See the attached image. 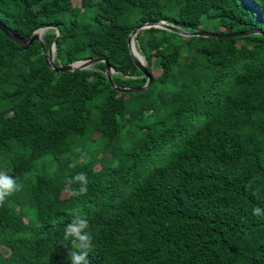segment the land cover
Wrapping results in <instances>:
<instances>
[{
	"label": "trees",
	"instance_id": "16d2710c",
	"mask_svg": "<svg viewBox=\"0 0 264 264\" xmlns=\"http://www.w3.org/2000/svg\"><path fill=\"white\" fill-rule=\"evenodd\" d=\"M155 19L258 31L144 27L150 82L124 91L104 60L56 70L0 29V171L23 185L0 206V264H70L74 212L90 264H264V0H0L20 36L47 26L56 63L105 54L118 86L148 81L128 36Z\"/></svg>",
	"mask_w": 264,
	"mask_h": 264
},
{
	"label": "water",
	"instance_id": "95a60500",
	"mask_svg": "<svg viewBox=\"0 0 264 264\" xmlns=\"http://www.w3.org/2000/svg\"><path fill=\"white\" fill-rule=\"evenodd\" d=\"M149 26H159L163 28H168L171 30L182 32L187 35L197 34V35H205V36H235V35H244V34L258 31V29H255V28H247V29L223 31V32H216V31H209V30L189 31V30H183L179 28L178 26L172 23H169L165 20H162V19L144 21L138 24L136 27H134V29L128 36V41H129V47H130L131 54L136 64L139 66V68L144 72L145 75L148 76V81L142 86H117L114 83V80L111 75L112 71H114L115 69L108 61V58L106 57L105 54H101L98 56L85 58V59H78V60H75L73 62H69L66 64H58L54 61V51H55V44H56L55 41L56 40L54 41L53 45L48 50L46 49L45 44L42 42L41 36L47 26L39 27L31 34L29 38H25V37L20 36L16 32H14L12 28H10L6 23L0 20V29H2L8 36L13 38L18 44L24 47L32 43L35 39L41 40L43 51L46 53V61L51 67L55 68L56 70L70 71V70H75V69L86 68V67H89L93 62L104 60L105 61V71L107 73L108 79L110 80L111 84L114 87L120 90H124V91L143 90L148 86L150 82V75L146 67V59L145 57H143V54H141L140 50L137 48L136 41H135V36L138 33V31L144 27H149ZM58 32H59V29H58Z\"/></svg>",
	"mask_w": 264,
	"mask_h": 264
},
{
	"label": "clouds",
	"instance_id": "9594fccd",
	"mask_svg": "<svg viewBox=\"0 0 264 264\" xmlns=\"http://www.w3.org/2000/svg\"><path fill=\"white\" fill-rule=\"evenodd\" d=\"M72 181L79 185L76 195L87 193L88 178L85 173H77ZM23 185L17 179L9 175L6 171H0V206H3L6 199L15 192L22 189ZM254 216L264 218V208L253 207ZM89 220L85 214L74 212L70 216V222L64 225V239H71L75 245L74 250H70L68 257L70 264H90L89 253L92 250L93 237L88 231Z\"/></svg>",
	"mask_w": 264,
	"mask_h": 264
},
{
	"label": "rangeland",
	"instance_id": "374dc122",
	"mask_svg": "<svg viewBox=\"0 0 264 264\" xmlns=\"http://www.w3.org/2000/svg\"><path fill=\"white\" fill-rule=\"evenodd\" d=\"M207 30H209V31H211V30H212V31H213V29H212V28H209V29H207ZM143 57H144V56H143ZM145 59H146V58H145ZM113 72H116V70L112 71V73H113ZM112 73H111V75H112ZM112 78H113V76H112ZM150 78H151V77H150ZM114 83H115V82H114ZM115 84H116V83H115ZM116 85H117V84H116ZM117 86H118V85H117Z\"/></svg>",
	"mask_w": 264,
	"mask_h": 264
}]
</instances>
